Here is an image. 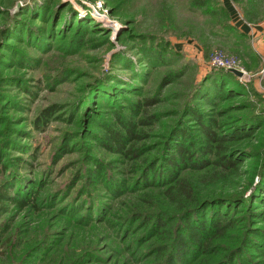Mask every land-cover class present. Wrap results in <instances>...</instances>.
Masks as SVG:
<instances>
[{
  "label": "rangeland",
  "instance_id": "obj_1",
  "mask_svg": "<svg viewBox=\"0 0 264 264\" xmlns=\"http://www.w3.org/2000/svg\"><path fill=\"white\" fill-rule=\"evenodd\" d=\"M0 264H264V0H0Z\"/></svg>",
  "mask_w": 264,
  "mask_h": 264
},
{
  "label": "trees",
  "instance_id": "obj_2",
  "mask_svg": "<svg viewBox=\"0 0 264 264\" xmlns=\"http://www.w3.org/2000/svg\"><path fill=\"white\" fill-rule=\"evenodd\" d=\"M225 72H228V71H225ZM231 74H233V73H231ZM153 103L154 102L151 101V100H149V101L146 102L147 105H151ZM135 110H136V106H135ZM43 114L44 115H48L46 113H43ZM44 115H43V117H44ZM117 118L120 121V125H122L125 128V130H127V132L130 135L128 137H125L124 138L122 136H118L117 134L116 135L115 134H110V140L111 141H114L118 145V149L123 152V148L128 143V141H132L133 139L139 138V135H137L138 133L135 130V129H137L135 125H133L130 122L129 123L124 122L120 117H117ZM154 119H156V116L155 115H150L147 118L141 119V123L147 125V124L153 123L154 122ZM203 129H204V132H205V134L207 136L208 141L213 142V141H216L217 140L216 137H215V134L211 131V129L208 126H204ZM177 144H178V147H179V149L177 151L178 153L176 152V154L173 155V157H170L169 160H168V162L170 163V165L172 167H178L179 168L182 164H184L185 162H188L187 160L188 159H191L192 158V155L191 156L189 155V153H188V149L189 148L188 147H185V144L184 143H177ZM138 153H139V150L138 149H133V148L132 149H127L125 151V154L126 155H130V158H133V159H137ZM179 153L182 154V155L180 157H177L176 155H178ZM185 155H186V158L187 159H185ZM193 166H196V167L202 166V167H204L206 165H204V163H200V165H198V163H194ZM175 173L176 172H173V170L171 169L170 177L173 176L172 178L174 180V184H177L178 180H176V179H178V178H175ZM148 176L149 175L146 174L147 179L149 178ZM170 177H169V179H170ZM152 178H153L152 179V182H153L154 179H155L154 173H153V177ZM159 178H161V176H159ZM178 183H180V181ZM3 187L6 188V185H4ZM171 190H172V188L170 187V192L168 194L171 193ZM179 192H180V195H184L185 194L184 195V197H186L185 198V201L187 200V197L190 196V192L187 191L186 185H184L183 187H181V189L179 190ZM2 196L4 197L5 195L3 194ZM185 201H183V203ZM17 202L21 206V208L26 207V204H27L26 201H17ZM178 202L181 205L182 199L179 198V201ZM190 203L192 205V204L196 203V200L195 201H192V202L190 201ZM186 204H188V202H186L184 205H186ZM211 225H212L211 226V228H212L211 230H213V231L218 230V227H216V228L214 227V226L218 225L216 222H213V224H211Z\"/></svg>",
  "mask_w": 264,
  "mask_h": 264
},
{
  "label": "built area",
  "instance_id": "obj_3",
  "mask_svg": "<svg viewBox=\"0 0 264 264\" xmlns=\"http://www.w3.org/2000/svg\"><path fill=\"white\" fill-rule=\"evenodd\" d=\"M215 64L218 65L217 67H221L226 70L235 68V63L233 61H226L224 59L216 60Z\"/></svg>",
  "mask_w": 264,
  "mask_h": 264
},
{
  "label": "water",
  "instance_id": "obj_4",
  "mask_svg": "<svg viewBox=\"0 0 264 264\" xmlns=\"http://www.w3.org/2000/svg\"><path fill=\"white\" fill-rule=\"evenodd\" d=\"M228 71H230L231 73L235 74L236 77H241L243 75V72L241 70L236 69H229Z\"/></svg>",
  "mask_w": 264,
  "mask_h": 264
}]
</instances>
